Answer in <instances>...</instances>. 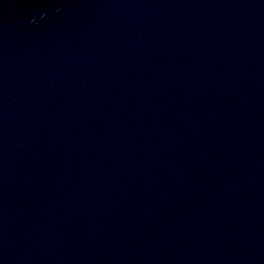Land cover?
Here are the masks:
<instances>
[{
	"label": "water",
	"instance_id": "1",
	"mask_svg": "<svg viewBox=\"0 0 264 264\" xmlns=\"http://www.w3.org/2000/svg\"><path fill=\"white\" fill-rule=\"evenodd\" d=\"M0 264H264V0H0Z\"/></svg>",
	"mask_w": 264,
	"mask_h": 264
}]
</instances>
